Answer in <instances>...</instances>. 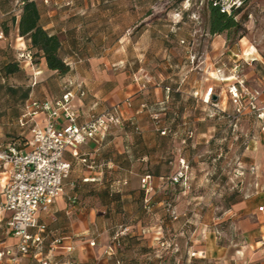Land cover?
<instances>
[{
	"label": "rangeland",
	"instance_id": "374dc122",
	"mask_svg": "<svg viewBox=\"0 0 264 264\" xmlns=\"http://www.w3.org/2000/svg\"><path fill=\"white\" fill-rule=\"evenodd\" d=\"M23 1L0 0V145H24L28 131L17 115L25 93L60 97L87 58H96L99 98L111 96L100 100L99 111L132 101L123 124L108 130L97 166L76 167L73 191L85 215H62L55 227L88 229L82 239L96 246L87 257L116 244L121 264H241L231 211L264 197L256 150L264 135L247 103L234 104L229 87L238 80L251 90L264 86L262 66L243 55L264 57V0H244L235 16L240 25L216 34L209 0H35L42 24L62 41L70 72L52 71L36 55L31 66L7 74L6 65L29 47L17 32ZM185 166L186 178L172 184ZM144 174L152 177L148 193L140 187ZM7 239L3 225L0 241Z\"/></svg>",
	"mask_w": 264,
	"mask_h": 264
},
{
	"label": "built area",
	"instance_id": "2783aa9c",
	"mask_svg": "<svg viewBox=\"0 0 264 264\" xmlns=\"http://www.w3.org/2000/svg\"><path fill=\"white\" fill-rule=\"evenodd\" d=\"M214 4L232 14L243 6L244 0H219ZM19 51V60L26 69L33 64L32 50L28 47ZM211 92L212 89L209 95ZM261 92L264 93V86ZM261 92L249 89L242 80L229 87L234 104L241 106L245 101L264 134ZM83 95L79 86L77 90L67 89L55 100L27 99L17 119L18 125L28 131L23 147L16 142L0 145V223L6 225L8 235L15 239L0 241V264H84L74 254V246L67 243L71 236L55 235L41 219V215L49 213L66 193V180L73 169L66 153L70 152L75 160L93 168L94 161L83 156L80 147L89 140L104 137L113 125L123 124V111L117 107L91 114L81 121L78 100ZM126 105L130 108L132 101L127 99ZM186 167L175 172L171 181L182 182L186 178ZM151 179V175L141 178L142 188L147 193L152 189ZM105 253L109 257L114 253L111 245ZM85 264H98V261Z\"/></svg>",
	"mask_w": 264,
	"mask_h": 264
},
{
	"label": "crops",
	"instance_id": "0c3cea01",
	"mask_svg": "<svg viewBox=\"0 0 264 264\" xmlns=\"http://www.w3.org/2000/svg\"><path fill=\"white\" fill-rule=\"evenodd\" d=\"M0 39L2 38L0 37ZM252 54L254 56L250 60H252L255 63H259L262 66L263 72H262L261 78H263L264 80V57L259 52H256V54L248 50L243 52L244 56L246 55L248 56ZM95 60H96L95 57L87 58L85 60L88 62V64L85 63L86 67L85 66L83 67V65H78L77 75L75 76L76 74L75 72L73 75V78H71L72 80L71 79L67 80L69 81L67 82L68 85H71L72 88L69 87L67 84L65 85V91L70 88L77 90L80 86V88L84 92V95L82 96V98L78 100L81 121H84L85 119H87L88 116L91 114L103 113L102 112L103 110L99 111V105L100 103H102L100 102V100H103V101L109 100V99L111 100V96H109L110 95L109 93L108 94L105 93V97L99 98L102 94H101V91H98L96 89V86H95L96 82L93 78L95 77V74L97 73L96 67L94 64ZM43 63L47 67L46 62L44 61ZM35 73L37 75V73H41V72L39 71ZM130 86L132 87L134 86V84H131ZM262 89L263 88L256 89V90H259L261 92ZM111 90L109 92H111ZM57 98L59 97H56L53 100ZM259 101L264 103V93L262 92L260 94ZM114 107H118V105ZM119 107L123 111V113L129 110L126 104L119 106ZM112 108L113 106L110 109ZM110 109L108 110L110 111ZM104 112H107V111L104 110ZM261 133L263 134V132ZM108 142H109V131L105 134L104 137L98 138L97 140H89L88 142L83 144L80 147V153L83 156L84 155L87 156L90 161H94V163H96V156L98 155L99 151L106 144H108ZM256 148H257L256 150L258 151L257 152L258 163L264 169V136L256 140ZM65 157L67 160H71L73 163V169H72L71 175L66 180V193L63 197H61L54 204L52 210L49 213L41 215V219L42 221L46 222L49 225V228L53 231L55 235L71 236L72 239H70L67 243L72 244L74 246L75 248L74 254L84 264L90 261H95V260L98 261V264H108L104 260L106 259L107 261L109 260V256L105 253L106 250L109 248V245L104 246L99 257L98 256H96V258L87 257L88 255L86 254L89 253V249H94L96 246L95 240L87 239V238L82 239L83 236H85L88 233V229L82 230V231H76L74 229L61 230L60 228L58 229V227H55L56 224H58L55 222L59 218H61L62 215L71 216L73 215V213L77 212L79 219L82 218L83 215H85V212L82 211L83 207H79L80 203H79L78 195L77 193L73 191L75 188V185H74L75 178L73 176L75 175V171H78V168L76 169L77 165L82 164V163L75 160L72 157L70 152H67ZM95 166L93 168H89V167L88 168L92 170L95 168ZM91 172L89 171V173ZM1 174L5 178V173L2 172ZM83 179L87 181V180H93L95 178H92L89 175H84ZM124 180H127V179L125 178L123 180H119L117 183H120V182L123 183ZM140 187L142 188L141 180H140ZM260 207H263V210H261ZM234 211L235 212H233V210L231 211V213H233L231 214L232 215L231 222L233 223L236 231L241 235V239H240L241 247L238 248L236 251L237 256L239 257V259H241V264H264V197L263 199H261L260 202H257L256 198L243 200L242 202L235 205ZM3 225L5 224L0 223V227ZM52 226H54L53 227L54 229L52 228ZM14 240H15L14 237H12L11 235H8V239L5 241L12 242ZM93 241L95 242V244H92ZM84 251L86 252L84 253Z\"/></svg>",
	"mask_w": 264,
	"mask_h": 264
},
{
	"label": "trees",
	"instance_id": "16d2710c",
	"mask_svg": "<svg viewBox=\"0 0 264 264\" xmlns=\"http://www.w3.org/2000/svg\"><path fill=\"white\" fill-rule=\"evenodd\" d=\"M219 0H209V11H210V29L211 32L223 33L232 28H237L240 23L235 19L236 14L242 9L235 10L232 14H228L225 11H222L221 6L217 3ZM244 5V4H243ZM17 32L21 38L29 40V48L32 50L34 63V57L40 55L47 64V67L56 71L59 74H67L70 72L69 63L61 56L60 51L62 48V41L58 34L52 33L44 27L41 22V12L38 7V4L35 0H24L22 6V12L18 19ZM3 33V31L1 32ZM19 68L25 69L21 64L20 60L17 59L14 63H9L6 65L5 70L7 74L13 73ZM25 99L23 100V105L28 99L27 93H25ZM17 115V119L22 112ZM16 142V141H13ZM17 143V142H16ZM151 175V174H144ZM171 179V178H170ZM90 181V180H87ZM171 181V180H170ZM172 184H180L174 183ZM143 191H145L143 189ZM147 199V198H146ZM144 199V200H146ZM120 243V238L118 239ZM114 250V253L109 257V259L114 260L115 264H121V259L117 257L116 248L117 245H111Z\"/></svg>",
	"mask_w": 264,
	"mask_h": 264
},
{
	"label": "bare ground",
	"instance_id": "6f19581e",
	"mask_svg": "<svg viewBox=\"0 0 264 264\" xmlns=\"http://www.w3.org/2000/svg\"><path fill=\"white\" fill-rule=\"evenodd\" d=\"M207 99H209V96H207Z\"/></svg>",
	"mask_w": 264,
	"mask_h": 264
},
{
	"label": "water",
	"instance_id": "95a60500",
	"mask_svg": "<svg viewBox=\"0 0 264 264\" xmlns=\"http://www.w3.org/2000/svg\"><path fill=\"white\" fill-rule=\"evenodd\" d=\"M214 99H216V96H214Z\"/></svg>",
	"mask_w": 264,
	"mask_h": 264
}]
</instances>
